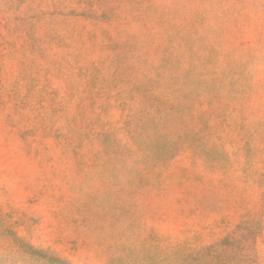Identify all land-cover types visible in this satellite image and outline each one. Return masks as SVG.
Masks as SVG:
<instances>
[{"label":"rangeland","instance_id":"rangeland-1","mask_svg":"<svg viewBox=\"0 0 264 264\" xmlns=\"http://www.w3.org/2000/svg\"><path fill=\"white\" fill-rule=\"evenodd\" d=\"M0 264H264V0H0Z\"/></svg>","mask_w":264,"mask_h":264}]
</instances>
